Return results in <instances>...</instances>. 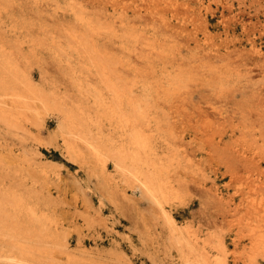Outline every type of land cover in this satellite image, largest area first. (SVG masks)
Instances as JSON below:
<instances>
[{"label":"rangeland","instance_id":"obj_1","mask_svg":"<svg viewBox=\"0 0 264 264\" xmlns=\"http://www.w3.org/2000/svg\"><path fill=\"white\" fill-rule=\"evenodd\" d=\"M74 1L88 12L108 13L117 25L129 20L116 36H98L94 42L100 58L105 56L136 94L148 88L161 129L159 153L168 165L163 175L175 191L164 208L179 233L204 246L211 261L223 257L224 264H264V242L257 244L264 241L259 237L264 234V0ZM65 3L0 0V5L24 10L31 22L50 19L58 35L73 22ZM127 29L138 34V41L124 36ZM36 40V52H28L32 82L68 100L78 95L74 76L88 71L78 44L61 36L56 45L49 38ZM32 107L33 113L39 108ZM30 118L23 129L0 128V188L17 184L15 175L24 174L26 188L35 185L43 198L50 197L70 250L80 248L81 240L96 251L91 243L100 234L131 264H181L168 245L159 206L133 193L112 161L103 165L88 151L86 160L73 156L61 135L52 141L55 111H41L40 122L34 114ZM101 129L105 137L117 139L108 121ZM90 216L95 224L88 226ZM219 234L226 240L225 252L214 246ZM54 256L70 264L66 253Z\"/></svg>","mask_w":264,"mask_h":264},{"label":"bare ground","instance_id":"obj_2","mask_svg":"<svg viewBox=\"0 0 264 264\" xmlns=\"http://www.w3.org/2000/svg\"><path fill=\"white\" fill-rule=\"evenodd\" d=\"M65 10L73 14V22L64 25L61 28L64 33L58 35L56 24H48L50 19L43 18L47 24H37L30 21L24 10L0 5V128L7 131L23 129L32 114L35 121L40 122L41 111H55L58 123L52 141L61 135L67 151L73 156L86 160L85 152L88 151L103 165L112 161L120 180L132 184L133 193H140L161 208L169 230L168 245L178 252L181 264H224L223 257L212 256L214 260H209L204 246H198L197 241L180 234L174 219L164 208L175 191L163 175L168 165L165 166L164 157L159 153L163 144L161 129L147 86L142 88L144 93L136 94L124 78L112 70L111 62L105 56L100 58L97 52L96 37L116 36L129 22L128 18H122L117 25L108 13L88 12L84 5L74 0H66ZM35 25H39L37 33ZM123 34L138 41V34L129 29ZM59 36L78 44L80 57L84 58L83 67L88 69L75 74L78 95L70 97V101L65 94L36 86L28 73V52L29 48L36 52V37L49 38V43L56 45ZM148 41L147 46L158 48ZM130 70L136 77L140 75L136 69ZM86 72L92 74L94 83L84 77ZM32 105L39 107L34 113ZM104 120L116 132V140L103 134L101 124ZM21 159L27 161L26 156ZM15 177L20 180L17 184L0 188V264H60L54 252L66 253L70 264H131L112 240L106 244L100 234L91 243L96 246V251L87 249L81 240L78 242L80 248L70 250L65 228L51 209L50 197L43 198L35 185V188H26L28 179L24 174ZM85 221L88 226L95 224L93 216L86 217ZM214 239L216 249L225 252L224 237L219 234ZM260 241L264 242L259 239L258 245ZM107 245L109 247L105 248Z\"/></svg>","mask_w":264,"mask_h":264}]
</instances>
